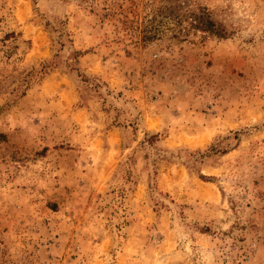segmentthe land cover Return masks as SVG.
Instances as JSON below:
<instances>
[{
	"label": "clouds",
	"instance_id": "obj_1",
	"mask_svg": "<svg viewBox=\"0 0 264 264\" xmlns=\"http://www.w3.org/2000/svg\"><path fill=\"white\" fill-rule=\"evenodd\" d=\"M0 264H264V0H0Z\"/></svg>",
	"mask_w": 264,
	"mask_h": 264
}]
</instances>
